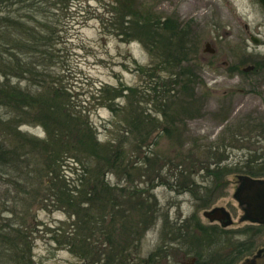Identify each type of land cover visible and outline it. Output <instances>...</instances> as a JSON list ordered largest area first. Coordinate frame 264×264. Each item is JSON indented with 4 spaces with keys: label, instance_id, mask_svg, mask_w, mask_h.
Masks as SVG:
<instances>
[{
    "label": "rangeland",
    "instance_id": "rangeland-1",
    "mask_svg": "<svg viewBox=\"0 0 264 264\" xmlns=\"http://www.w3.org/2000/svg\"><path fill=\"white\" fill-rule=\"evenodd\" d=\"M35 1L18 10H45L53 32L50 65L45 79L28 74L11 77L10 85L50 101L51 110L30 112L17 127L35 141L23 150L29 162L18 160L7 175L0 169V264H15L11 257H24L26 264H102L112 257L107 264H124L130 246H136L138 263L161 251L173 257V248L183 252L186 247H191L186 257L214 254L225 261L236 247L247 252L260 246L264 224L252 225L245 218L236 195L239 176L264 180L263 174L245 171L264 157V7L256 0ZM163 24L172 28L162 30ZM177 39L189 59L195 56V63L187 64L188 77L197 83L191 99L190 92L179 93L170 83L176 71L162 63L169 52L164 46ZM246 66L254 71L243 73ZM168 90H173L170 96ZM70 114L78 119L68 121ZM0 117L8 118L3 107ZM37 118H43L45 128ZM145 122L153 131H168L157 137L153 133L148 144L139 145L137 131L127 127ZM71 127L74 133L61 137ZM15 133L1 124L0 145L14 146ZM90 144L95 171L105 159L118 158L114 172L101 168L99 173L118 205L97 206L91 217L83 216L86 204L77 209V200L68 202L92 162L87 158ZM206 147L219 149L222 160L208 168V176L198 164L191 165L207 161ZM141 154L157 162L144 170L145 178L138 169L126 168L139 162ZM179 163L186 171L175 180ZM19 167L20 178L28 176L24 182ZM155 170L160 179L148 186ZM186 179L208 188L184 190ZM212 208L228 214L227 227L201 215ZM76 210L79 216L72 214ZM9 224L18 232L5 234ZM7 245L11 255L5 253ZM15 247L26 249L15 253ZM166 262L173 264L172 259Z\"/></svg>",
    "mask_w": 264,
    "mask_h": 264
},
{
    "label": "trees",
    "instance_id": "trees-1",
    "mask_svg": "<svg viewBox=\"0 0 264 264\" xmlns=\"http://www.w3.org/2000/svg\"><path fill=\"white\" fill-rule=\"evenodd\" d=\"M30 0H0V107H3L6 110V115L8 116L6 121H3L0 117V125L3 123L7 125V127L11 130H15V135L17 136L18 140L15 143L14 146H5V145H0V169L4 171V173L7 175V172L11 171L9 167H16L17 163L19 162L18 160H21V162L26 161L28 163L29 161L27 160V153L23 150H25V145L30 144L32 146V143L35 141L27 138L23 134H21L18 130L17 127H19L22 123L27 122V118H29V113L30 112H40V111H46V110H51V102L44 101L38 96H30L26 92H22L18 87L10 85V78L11 77H18L22 78L28 74H34L35 76L42 77L45 79L44 76H46V70L48 66L50 65V58H51V52H52V37H53V32L52 30H49L50 28V19L46 17V12L44 9H33L31 12L30 10L28 13H26V9L23 12V14L19 13L18 7L22 6L24 7V4L26 2H29ZM34 4H38V2H33ZM40 4V3H39ZM41 5V4H40ZM19 9V10H18ZM43 14V15H42ZM37 15H40L42 17L39 18ZM33 22V26H30ZM171 25V24H170ZM170 25L163 24L162 30L167 29V28H172ZM160 26V27H161ZM49 30V31H48ZM180 41V42H179ZM164 42V41H163ZM172 40H169V42L164 46L166 50L169 52H166V55H163L164 61L162 62L164 67H169L172 70H175V73H172L170 75V80L171 84L173 86H178V92L179 93H184V92H190V98L192 97V91L194 90L192 87L196 83V77L189 78V72H187V64L192 62L195 63L194 57H190L187 55V52L185 50V46L183 43H181V39H177V43L172 44ZM49 60V62L47 61ZM47 63V64H46ZM178 70V71H177ZM193 79V80H192ZM42 85V79L39 80ZM197 84V83H196ZM44 86V85H43ZM42 86V87H43ZM45 86L44 88L48 87ZM169 92L165 93V95H168L170 92H173V90H168ZM169 94L168 96H170ZM188 95V96H189ZM60 114H62V111H59ZM36 115V113H35ZM143 116L145 114H142ZM162 117H164V113L161 114ZM80 116V115H79ZM40 117V116H37ZM55 118V116H54ZM67 120L73 121L77 120L78 117L69 115L65 116ZM42 122V125L45 128V121L43 118H37ZM144 125L141 124H134L131 127H127L130 129V131H137V137L135 140H137V144H148L150 142V138L152 137L153 133L155 137L160 133H167V129L161 128L155 129H150V125H148V122L143 123ZM63 126V125H62ZM124 130V133L128 136L129 133ZM150 130L153 132L150 133ZM161 130V131H160ZM75 130L71 127L69 130L66 129L61 133V137H68V135H72ZM158 132V133H157ZM159 134V135H160ZM57 135V134H56ZM153 135V136H154ZM49 136V133H48ZM236 136V135H235ZM155 139V138H154ZM154 141V140H153ZM150 145V144H149ZM212 148L206 147V154L208 153L207 156V161L200 163L194 161L196 165L193 163L191 165L197 166L198 168L203 172L206 168H209L210 166H219L221 164V156L217 152L219 149H216V151L212 152ZM215 150V149H214ZM77 154V152H75ZM144 154V153H143ZM141 154V158L139 162H132L131 166H126L132 167V169H138L140 172L141 177H144V170L147 168H155V164L157 162H153L150 160V158L147 155ZM96 155L94 153L93 147L90 144L89 146V151H87V158H91L92 162L87 165L88 167L85 168V172L83 173L82 177L78 179V186L76 191H74V197H69L68 202H72L74 200H77L78 204L76 205L77 209L79 208L78 205L80 206L81 204H86L87 208L86 214L83 216L87 215L90 216L94 215V211H97V206H110V207H116L117 202L113 196H111V191L113 192L114 190L110 188L109 185L105 184L103 180L99 179V173L100 169L106 168L112 172H114V164L117 163V157H115V160H112V157L108 160L105 159L103 162V166L100 168H97V171H95L92 167L93 165V160ZM260 156V160L257 163V166H248V169L245 170L248 175H254L255 173L263 174V176L259 177H264V173H261L264 171V157ZM102 157L99 156V160H101ZM258 160V159H257ZM58 162V161H56ZM248 162V161H247ZM20 163V162H19ZM98 163V162H97ZM254 163V162H253ZM56 165V164H55ZM58 166H61L59 163ZM29 167L27 164H25V168ZM134 167V168H133ZM183 164L179 163L175 167V172L178 174H183L185 173V168L182 169ZM225 167V166H224ZM19 173V178L21 173H23V170L21 167L17 169ZM147 171V170H145ZM208 171L204 172L207 175H210ZM4 173H1L0 175H3ZM224 175H226L227 172L224 171ZM245 173V174H246ZM161 172L159 170H155L153 173V178L151 181L146 183L148 186H151L152 181L160 179ZM28 176H25L23 174L21 176L22 182L26 181ZM145 178V177H144ZM63 181L64 178L62 179ZM183 189L186 190L188 189L190 191L191 186H195L194 182L192 180L186 179L183 180ZM151 182V183H150ZM115 189V188H114ZM123 190H120L122 194H124V197L127 195L124 193ZM136 194V192H135ZM144 195V193H142ZM131 198V197H130ZM114 200V201H113ZM102 203H99V202ZM114 202V203H113ZM96 209V210H94ZM77 211V210H76ZM80 212V210H78ZM72 213L73 215L77 216L79 212ZM84 211V210H82ZM79 216V215H78ZM11 226L13 224H9L8 227H4L3 230L6 231L5 234H10L11 232H18V229H14ZM14 229V230H13ZM4 235V234H0ZM1 239H3V236H0ZM22 239V237H19ZM7 244V243H6ZM11 245L9 244V247ZM8 245L5 248V253L7 252L8 254L11 253V248H9ZM28 248V247H27ZM26 249V248H25ZM25 249H20V250H25ZM29 249V248H28ZM17 250L20 252L17 247L14 248L15 253H17ZM22 255L26 256L25 252L21 253ZM11 261H13L15 264H26L28 260H25L24 257H11Z\"/></svg>",
    "mask_w": 264,
    "mask_h": 264
},
{
    "label": "flooded vegetation",
    "instance_id": "flooded-vegetation-1",
    "mask_svg": "<svg viewBox=\"0 0 264 264\" xmlns=\"http://www.w3.org/2000/svg\"><path fill=\"white\" fill-rule=\"evenodd\" d=\"M245 29L247 30L246 27H245ZM248 35H249L250 41L253 44H254L253 41H255V40H256L257 44H259V40H257L256 38H254V40H253L252 39L253 36H251V34H248ZM205 47H209V45L206 44ZM208 51H212L211 52V55L212 54L214 55L216 53V50L215 49H208ZM250 67H251L250 70L245 71L246 68H249V66H246L245 68L242 69V72L245 73V72H252V71H254V66H250ZM224 68L226 70H229V65L227 63H225L224 64ZM240 138L244 139L245 137L244 136H240ZM206 171H208V168H206L203 172L200 170V172H202V173H204ZM176 173L175 172L173 173L175 180L177 178L176 175H178V176L181 175V174H176ZM191 174H193V173H191ZM206 176H208V175H206ZM206 176H205V178H203V182L204 181L207 182V177ZM178 179H179V177H178ZM203 182H202L201 185H197V184H195V185H197V187H199L198 189H201V191L204 192V191H206V188H208V185L203 184ZM213 209H217V208H212L209 211H211ZM205 211L206 210H204L202 212V214ZM222 211L225 212L224 210H222ZM205 218H206V216H205ZM214 221H217L222 228H225V227L228 226V225L222 226L221 223H220V221H218V220H213V222ZM254 224L256 226H261L262 225V224L259 225V223H253L252 222V225H254ZM195 234H196V230H195ZM248 242L250 243V240H248ZM165 248L166 247H164V249ZM186 248H188V249L187 250H183V252L179 248H173L172 249V250L175 249L174 250L175 252L177 251V252L180 253V259H178V262L177 263H175L176 260L173 258L174 255H175V252L173 254V257H169L170 256V255H168L169 253L164 252V251L158 252L156 254H152L153 256L146 257L145 259L140 260V263H138V261H136V259H138L137 254H136V251H137L136 246H130V248L126 249V252L129 255L127 254V256L125 257L126 262L124 264H170V263L166 262V260L169 261L170 259H172V261H173L172 263L173 264H247L248 261L256 258L257 256H259V254L260 255H263L264 254V250H263L264 249V242H262L260 244V246L252 245L251 248H249V250H247V252H243L238 247H236L234 249L235 252L232 254V256L229 259L228 258H225V261L223 260V257H219V256L218 257H213L212 255H214V254H210L208 256H206L204 254H200V255H197L196 256V254H195L194 256H187L186 257V255L189 253V249L191 250V247H186ZM226 249H231L232 250L233 249V246H231V245L228 244V247ZM99 251H101V250L99 249ZM111 259H112V257L103 258L101 260V261L104 260L102 264H107L108 263L107 261H110ZM202 259H205V260H202ZM89 264H101V262L99 263V262H92L91 261V262H89Z\"/></svg>",
    "mask_w": 264,
    "mask_h": 264
},
{
    "label": "water",
    "instance_id": "water-1",
    "mask_svg": "<svg viewBox=\"0 0 264 264\" xmlns=\"http://www.w3.org/2000/svg\"><path fill=\"white\" fill-rule=\"evenodd\" d=\"M258 4L264 7V0H257ZM254 40V37H252ZM257 44L256 40L253 41ZM212 52V51H208ZM251 67L246 68L245 71L250 70ZM241 187L237 191L236 199L243 209L245 218L253 223H264V180H255L247 176H239ZM202 215L210 221L218 220L222 226L230 223V218L222 209L217 208L211 211H205ZM247 264H264V254L248 261Z\"/></svg>",
    "mask_w": 264,
    "mask_h": 264
}]
</instances>
